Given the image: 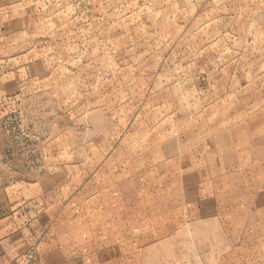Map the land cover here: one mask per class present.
Here are the masks:
<instances>
[{
	"label": "crops",
	"instance_id": "1",
	"mask_svg": "<svg viewBox=\"0 0 264 264\" xmlns=\"http://www.w3.org/2000/svg\"><path fill=\"white\" fill-rule=\"evenodd\" d=\"M72 1L0 0V102L43 90L32 85L35 62L19 63L17 35L27 26L100 43V7L86 27L69 19ZM157 7L179 26L174 0ZM213 8L205 0L203 11ZM246 57L261 63L239 67L240 55L231 68L209 62L208 83L188 87L187 117L171 86H137L158 99L127 102L126 111L140 112L118 118L124 131L105 133L103 117L91 120L95 134L77 161L0 184V264H264V53ZM60 116L68 130L67 111ZM135 122L148 127L133 135Z\"/></svg>",
	"mask_w": 264,
	"mask_h": 264
},
{
	"label": "rangeland",
	"instance_id": "2",
	"mask_svg": "<svg viewBox=\"0 0 264 264\" xmlns=\"http://www.w3.org/2000/svg\"><path fill=\"white\" fill-rule=\"evenodd\" d=\"M174 1L179 26L157 11L159 0H73L69 19L78 17V25L87 27L92 8L100 7V43L93 44L88 37L77 44L72 30L55 27L36 33L34 26H27L17 35L19 63L35 62L39 76L32 85L41 84L43 90L28 94L26 89L21 102L12 97L6 104L0 102V184L42 176L62 161H77V150L82 152L91 143V120L103 117L105 133L115 132L117 125L118 132L124 131V120L118 118L125 117V112L134 118L140 112L137 108L126 111L127 102L158 99L157 90L146 93L137 86H171L168 92L179 95L177 107L184 118L188 87L191 81L201 86L208 83L209 78L202 75L210 61L214 67L221 63L231 68L240 55L239 67H247V60L261 63L246 55L264 53V0H222V12L215 7L221 0H212V13L203 11L205 0ZM127 24L133 27L131 39L123 37ZM147 24L151 27L142 29ZM168 31L179 38L159 35ZM110 86L116 89L110 92ZM96 107L102 109L101 117L94 114ZM65 111L68 130L60 122ZM142 127L148 126L135 122L127 128L135 135Z\"/></svg>",
	"mask_w": 264,
	"mask_h": 264
}]
</instances>
